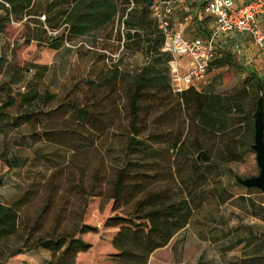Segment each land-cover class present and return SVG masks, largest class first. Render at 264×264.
I'll list each match as a JSON object with an SVG mask.
<instances>
[{
	"label": "trees",
	"instance_id": "1",
	"mask_svg": "<svg viewBox=\"0 0 264 264\" xmlns=\"http://www.w3.org/2000/svg\"><path fill=\"white\" fill-rule=\"evenodd\" d=\"M31 1L0 0L2 18L23 26L27 44L57 50L72 37L112 26L105 31L106 40L114 38L127 52L141 53L144 62L133 72L114 62L98 81L83 80L82 101L69 103L72 124H42V138L54 144L73 141L74 146L62 144L74 153L93 152L99 162L94 168L85 165L81 183L66 188L82 193L69 225L56 223L64 207L54 204L53 185L43 192L47 186L41 180L31 181L14 198L0 203V262L79 264L80 253L87 252L88 264H147L154 250L167 245L197 215L217 224L218 207L230 198L221 185L223 167L241 161L236 135L225 123L235 109L229 96L211 90L172 89L168 68L172 56L162 50L165 34L151 16L152 0H68L62 20L42 15L34 20L38 26L24 19ZM116 19L118 31L113 29ZM225 65H230L229 56L222 54L208 69ZM31 67L40 75L47 70L46 64L31 59L10 80L0 82V132L9 125L31 123L32 133L39 137L40 115L63 105L49 106L56 94L40 92L35 85L14 90ZM248 80L244 85L254 86L264 98V80L255 75ZM115 146L117 158L108 162ZM17 166L16 155L2 152L0 171ZM208 191L216 199L210 208L205 207ZM91 197L103 200L96 218ZM39 200L43 213L30 222L25 209ZM55 206V222L41 225L39 217ZM15 255L19 256L12 259Z\"/></svg>",
	"mask_w": 264,
	"mask_h": 264
},
{
	"label": "rangeland",
	"instance_id": "2",
	"mask_svg": "<svg viewBox=\"0 0 264 264\" xmlns=\"http://www.w3.org/2000/svg\"><path fill=\"white\" fill-rule=\"evenodd\" d=\"M1 5L0 32L3 34L4 43L0 45V82L10 80L12 73L19 71L33 59L39 64H46L47 70L40 75L38 68H29L25 73V81L13 86L14 90L24 91L28 85H35L40 92L47 90L56 94V98L49 106L56 107L60 103L63 105L56 109V112L40 115L41 122L36 123L39 137L32 133L31 123L19 127L9 125L0 132V155L5 152L8 157L12 155L18 157L17 167L0 171V203L14 198L31 181L41 180L45 187L47 186L43 192L46 193L48 186L53 185L54 193L51 196L54 204L59 203L64 207L63 214L56 223L69 225L75 216L72 213L79 210L82 193L81 189L76 187L67 190L66 188L77 185L87 170L85 165L94 168L99 158L88 150L81 153L68 150L69 147L65 146H74L73 141L62 142L66 144L64 145L54 144V141L42 138L40 134L42 124L56 122L60 127L58 124L61 122L64 127L70 126L71 120L75 118L69 103L82 101L86 88L83 80L98 81L106 68L114 62L119 64L121 70L133 72L143 64L144 57L141 53L127 52L121 47V42L114 38L106 40L105 31L110 30L112 26L84 36L72 37L67 43L63 42L57 50L40 48L34 43L29 45L25 41L21 24L7 22L2 18L4 12ZM191 6L193 5L188 7ZM176 9L175 15L178 20L173 19L172 24L182 20L186 33L184 36H198L199 33H196L198 28L209 30V21L204 18L202 10L183 20L179 17L187 15L186 9L181 7ZM172 24L170 28L174 29ZM260 24L264 29V15L260 18ZM113 29L117 31L121 29L117 19ZM251 43V39L247 40L246 47L253 59L252 62L244 65L242 51L225 46L224 51L227 50L229 54L230 65L209 68L198 86L199 90H211L229 96L235 109L225 123L230 127V132L236 135L241 161L224 165L221 177V185L230 198L219 205L217 224L202 214L197 215L195 220L176 233L167 245L154 250L147 264H264V196L260 190L245 188L233 179L234 174L250 177L257 175L259 170L255 152L250 148V144L253 143L254 134L252 114L260 93L254 86H246L243 82L246 80L249 84L248 78L251 75L264 80V53L255 49L250 50ZM258 59L260 61H257ZM102 93L100 91V94ZM82 146L83 144L80 147ZM117 154L115 146L108 162L113 163ZM57 188L60 189L58 192ZM208 192L209 203L206 208H210L216 201L210 191ZM43 200L26 207L25 216L30 222L38 218L37 213L41 211ZM102 201L101 197L89 198L91 213L95 218L102 209ZM56 208V206L53 210L49 208L46 216L39 217L41 225L48 227L55 222ZM18 256L15 255L12 259ZM89 258L87 252L80 253L79 264H88ZM11 263L16 264L13 260Z\"/></svg>",
	"mask_w": 264,
	"mask_h": 264
},
{
	"label": "built area",
	"instance_id": "3",
	"mask_svg": "<svg viewBox=\"0 0 264 264\" xmlns=\"http://www.w3.org/2000/svg\"><path fill=\"white\" fill-rule=\"evenodd\" d=\"M195 5L209 16L211 27L204 36L186 37L183 22L170 28V19L176 8ZM151 16L165 34L162 50L172 59L168 62L172 89L180 92L184 88L198 87L203 81L210 63L223 53L217 44L230 33L248 35L253 44L264 53V29L260 18L264 15V0H152ZM190 18L187 13L183 20ZM184 60V61H182ZM185 69V70H183Z\"/></svg>",
	"mask_w": 264,
	"mask_h": 264
},
{
	"label": "crops",
	"instance_id": "4",
	"mask_svg": "<svg viewBox=\"0 0 264 264\" xmlns=\"http://www.w3.org/2000/svg\"><path fill=\"white\" fill-rule=\"evenodd\" d=\"M246 1H248V0H235V2L238 4L246 2ZM67 3H68V0H32L31 5L28 8L29 15H25L24 19L25 18L29 19V24L33 25V26H38V25L34 24V22H35L34 20L37 18H40V16H42V15H45V17H49L51 19L62 20L63 19V12H64L63 10H65L67 8V6H68ZM180 7L184 10L186 9L185 6H180ZM180 7H178V8H180ZM188 10L190 11V13H188ZM188 10H185V11H187V13L189 15L196 14L198 11H200L197 7H193V6L188 7ZM176 17H177V15H175V12H174L171 16V20H173V19L178 20V18H176ZM179 19H183V17L181 18V16H180ZM211 21H212V19L209 18L208 29H210V27H211ZM179 23H182V20L178 21L177 23H174L173 25L176 26ZM182 30H183V34L186 35L185 25H183ZM208 31H205L204 29L201 30L200 28H198L196 33L197 34L199 33L198 36H201L200 33L206 35L208 33ZM193 37H196V36H193ZM250 39L251 38L246 34L230 33L227 36L220 39V41L217 44V47L223 54H227L228 56H229V54H228L227 50L224 51L225 46L226 47H230V46L234 47L236 50L240 49L239 52L242 51V56H243L242 60L244 62V65H247L249 62H252V60H253L248 53V48L246 47V42H247V40H250ZM250 46H249L250 50L255 49L256 51H260L253 44V42L251 43ZM182 61H184V60H182ZM257 61H260V60L258 59Z\"/></svg>",
	"mask_w": 264,
	"mask_h": 264
},
{
	"label": "water",
	"instance_id": "5",
	"mask_svg": "<svg viewBox=\"0 0 264 264\" xmlns=\"http://www.w3.org/2000/svg\"><path fill=\"white\" fill-rule=\"evenodd\" d=\"M252 117L254 134L253 143L250 144V148L255 152V160L259 169L258 174L250 177H241L234 174L233 179L245 188L260 190L264 196V106L262 94L259 95L256 101Z\"/></svg>",
	"mask_w": 264,
	"mask_h": 264
}]
</instances>
